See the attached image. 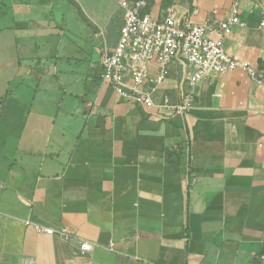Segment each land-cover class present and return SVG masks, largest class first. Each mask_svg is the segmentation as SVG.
Masks as SVG:
<instances>
[{"label":"crops","instance_id":"0c3cea01","mask_svg":"<svg viewBox=\"0 0 264 264\" xmlns=\"http://www.w3.org/2000/svg\"><path fill=\"white\" fill-rule=\"evenodd\" d=\"M119 1L0 0V264H264V87L242 69L192 86L173 62L146 89L158 103L192 93L185 116L125 99L102 80ZM233 1L146 9L226 21ZM263 3L242 1L224 46L264 80Z\"/></svg>","mask_w":264,"mask_h":264},{"label":"built area","instance_id":"2783aa9c","mask_svg":"<svg viewBox=\"0 0 264 264\" xmlns=\"http://www.w3.org/2000/svg\"><path fill=\"white\" fill-rule=\"evenodd\" d=\"M242 1H233L231 16L226 21L209 18L194 23L187 18L178 21L173 11L162 18L153 17L146 11L148 0H120L124 23L117 44L113 48L107 44L102 47V80L111 84L125 99L148 108L167 109L170 114L181 116L192 108V93L178 104L172 103L168 97L158 103L146 89L148 84H161L166 78L168 66L173 62L190 67L188 79L192 86L210 75L242 69L264 87L260 72L249 62L232 56L224 46L225 38L234 25H246L240 17ZM261 16L260 26L264 28V3L261 5ZM213 33L218 36L213 37ZM151 64L159 65L155 75L151 74ZM186 145L189 150L190 141ZM27 223L33 224L40 233L58 235L65 242H76L81 252L91 251L94 247L93 243L72 234L66 227L31 220Z\"/></svg>","mask_w":264,"mask_h":264},{"label":"rangeland","instance_id":"374dc122","mask_svg":"<svg viewBox=\"0 0 264 264\" xmlns=\"http://www.w3.org/2000/svg\"><path fill=\"white\" fill-rule=\"evenodd\" d=\"M0 83H5V82H4V80H3V79H2V80L0 79Z\"/></svg>","mask_w":264,"mask_h":264},{"label":"trees","instance_id":"16d2710c","mask_svg":"<svg viewBox=\"0 0 264 264\" xmlns=\"http://www.w3.org/2000/svg\"><path fill=\"white\" fill-rule=\"evenodd\" d=\"M146 11H147V9H146Z\"/></svg>","mask_w":264,"mask_h":264}]
</instances>
